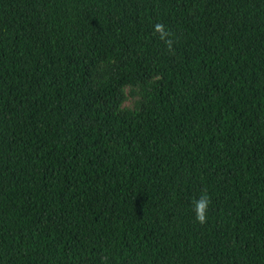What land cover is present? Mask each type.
<instances>
[{
    "label": "trees",
    "instance_id": "1",
    "mask_svg": "<svg viewBox=\"0 0 264 264\" xmlns=\"http://www.w3.org/2000/svg\"><path fill=\"white\" fill-rule=\"evenodd\" d=\"M0 264H264V0H0Z\"/></svg>",
    "mask_w": 264,
    "mask_h": 264
},
{
    "label": "clouds",
    "instance_id": "2",
    "mask_svg": "<svg viewBox=\"0 0 264 264\" xmlns=\"http://www.w3.org/2000/svg\"><path fill=\"white\" fill-rule=\"evenodd\" d=\"M154 34H158L159 39L166 44L169 51L172 50V44H173V41L171 39L172 33L166 30L163 24L161 23L155 24ZM193 203H194V211L197 222H199L200 224H204L207 219V211L210 204L209 196L206 193L202 194L199 197V199L194 200Z\"/></svg>",
    "mask_w": 264,
    "mask_h": 264
}]
</instances>
